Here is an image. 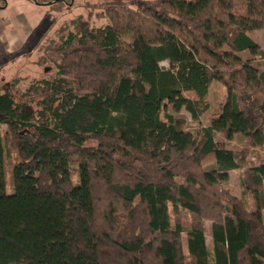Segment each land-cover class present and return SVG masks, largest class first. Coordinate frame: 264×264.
Returning <instances> with one entry per match:
<instances>
[{
  "label": "trees",
  "instance_id": "trees-1",
  "mask_svg": "<svg viewBox=\"0 0 264 264\" xmlns=\"http://www.w3.org/2000/svg\"><path fill=\"white\" fill-rule=\"evenodd\" d=\"M85 8L60 39L57 75L27 92L38 110L0 91L20 157L8 194L0 140V264H264V165L247 170L255 211L215 189L246 167L218 134L264 146V71L239 57L264 54L249 36L264 30V0H116L98 29ZM213 82L228 91L220 113L184 129L169 108L200 122ZM170 204L189 227L172 226Z\"/></svg>",
  "mask_w": 264,
  "mask_h": 264
},
{
  "label": "rangeland",
  "instance_id": "rangeland-1",
  "mask_svg": "<svg viewBox=\"0 0 264 264\" xmlns=\"http://www.w3.org/2000/svg\"><path fill=\"white\" fill-rule=\"evenodd\" d=\"M112 1L116 0H75L76 5L73 10L71 9L72 6H59L54 10V17L53 19L49 18L50 20H47L48 17L46 15L47 12H44L45 10H40L37 15H32L31 22L35 28L37 26L36 30L38 31L27 43L26 49H23L18 54L16 53L0 59V91L3 93L4 89L9 90L16 97L17 101L29 102L33 105L34 110H38L37 103L42 99L41 95H37L36 93L28 95L27 92H29L33 85H39L44 80H52L59 72V60L56 50L60 45L61 37L67 36L70 31H74V27L72 26L73 19L82 15L87 19L89 12H87L84 6L87 3H92L97 8L92 9L91 27L97 29L105 27L109 24V21L101 15L104 14L103 9L107 3ZM19 10H21V13L24 12L22 9ZM252 15L255 16L254 14ZM249 36L259 45L260 50L264 53V30L252 32ZM239 57L245 61H250L255 67L264 71V54L253 56L249 52H246L239 54ZM162 66L169 68L168 62L162 63ZM227 98V88L220 82H213L208 95L210 110L202 116L200 122H194L190 114L185 110L176 113L169 108V113L183 121L184 129L196 134L201 127L211 124L212 118L220 113ZM0 140L5 150V163L2 171L3 184L5 192L10 194L13 190V170L20 162V157L13 134L8 126L2 123H0ZM216 140L223 147L236 152L238 155L246 156V167L232 171L228 184H221L218 188H215L218 195L226 192L229 194V197L244 203L247 212L255 211L256 204L249 190L253 186L249 181L247 170L251 167L264 165V146L252 147L249 141L241 135H236L232 141H228L224 134H218ZM212 168L213 160L211 158L206 159L203 162V169L210 170ZM72 172L73 181L77 183V168L74 167ZM176 181L183 183V179L180 177ZM101 192L103 193V190ZM262 192L264 194V186ZM210 194L214 193L211 192ZM169 208L173 227L177 222L182 223L186 228L191 225L193 217L190 214L182 210H179L177 213L171 204ZM204 225L208 246L212 249L211 222L205 221ZM182 245L184 253L188 255L187 236L185 234L182 237Z\"/></svg>",
  "mask_w": 264,
  "mask_h": 264
},
{
  "label": "crops",
  "instance_id": "crops-1",
  "mask_svg": "<svg viewBox=\"0 0 264 264\" xmlns=\"http://www.w3.org/2000/svg\"><path fill=\"white\" fill-rule=\"evenodd\" d=\"M72 5L73 10L75 0H72ZM40 10L47 12V20L53 19L54 10L49 6L38 5L31 0H0V59L26 49L27 43L38 31L31 22L32 15H37Z\"/></svg>",
  "mask_w": 264,
  "mask_h": 264
},
{
  "label": "water",
  "instance_id": "water-1",
  "mask_svg": "<svg viewBox=\"0 0 264 264\" xmlns=\"http://www.w3.org/2000/svg\"><path fill=\"white\" fill-rule=\"evenodd\" d=\"M71 4H72V2H71Z\"/></svg>",
  "mask_w": 264,
  "mask_h": 264
}]
</instances>
